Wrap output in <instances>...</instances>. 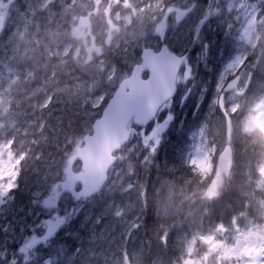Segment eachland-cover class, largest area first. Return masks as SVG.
<instances>
[{
	"label": "rangeland",
	"instance_id": "obj_1",
	"mask_svg": "<svg viewBox=\"0 0 264 264\" xmlns=\"http://www.w3.org/2000/svg\"><path fill=\"white\" fill-rule=\"evenodd\" d=\"M77 1L58 0L60 9L55 11L51 8L54 0H23L31 16L27 11L21 13V5L14 3L0 18V28L7 27L12 17L18 22L16 36L4 38L0 34V47L12 55L9 58L0 51L4 55L0 64L13 73L6 77L8 83L12 76L18 81L22 77L16 65L26 67V82L36 80L35 73L43 81L22 87L26 97L15 100L17 91L0 80V184L14 182L22 171L16 165L25 151L12 147L15 141L11 135L19 119L28 117L37 101L43 105L61 102L58 111L66 108L69 112L63 116L48 114L58 119L55 122L60 126L69 127L58 155L56 148L38 144L48 137L47 129L53 130L45 117L25 122L31 128L30 136L15 133V137H22V145L26 142L28 151L53 156L48 165L39 164L41 159L36 158L33 172L37 179L27 175L26 184L39 187L32 192L29 207L17 204L11 196L13 187L7 194L0 193V264H168L153 252L152 242L165 246L172 241V233L180 253L170 264H264V156L254 170L240 164L223 175L215 168L224 144L238 140L239 133L233 125L231 129L230 121L243 102V95L236 93L242 92L243 86L237 84L227 95V115L218 108V95L227 79V87L233 83L235 77L230 75L241 58L264 54V16L259 21L256 17L257 5L262 6L264 0L255 1L256 9L246 0H82L78 7ZM177 9H191L179 23L174 19ZM229 12L236 18L238 14L245 17L244 27L237 45L224 54L229 59H218L222 53L216 57L214 34L222 13ZM75 13L91 18L92 36L87 29H78L73 20L67 21V16ZM205 16L208 22H202ZM40 19L45 24L42 29L37 25ZM158 43H166L186 56L177 97L142 131L141 138L118 154L107 183L97 195L80 200L77 216L60 213V203L78 198L73 190L78 166L74 154L67 151L66 156L63 148L75 151L117 84L137 62L140 51ZM44 50L48 52L45 62ZM231 52L233 56L229 57ZM55 58L61 61L54 62ZM14 60L23 64H11ZM223 60L229 61L225 68H221ZM216 67V88L211 93L207 86ZM207 70H211L210 76ZM244 132L252 141L258 140L264 154V100L245 123ZM40 133L46 136L40 137ZM134 163L143 168L141 175L129 172ZM154 169L162 171V177L156 174L157 183L149 179ZM227 187L245 199H237L241 205L222 221H209V203L218 208ZM24 193L21 191L19 200L26 198ZM153 200L157 201L158 217L177 215L175 223L173 218L166 220V227L157 232L156 238L146 231L141 219L145 205ZM15 208L18 213L25 211V216L4 219L6 212L14 213ZM74 220L85 232H70L71 240L60 231L70 228ZM62 236L66 237L64 242ZM77 239L84 244L78 246Z\"/></svg>",
	"mask_w": 264,
	"mask_h": 264
},
{
	"label": "water",
	"instance_id": "obj_2",
	"mask_svg": "<svg viewBox=\"0 0 264 264\" xmlns=\"http://www.w3.org/2000/svg\"><path fill=\"white\" fill-rule=\"evenodd\" d=\"M185 15L178 11L179 21ZM143 63L134 67L131 76L124 79L92 124V133L84 137V143L77 149L76 156L82 162L84 188L82 196L97 192L107 179V172L115 162L113 153L121 148L131 133L128 123L145 126L156 116L161 105L176 91L175 79L183 58L170 53L165 46L156 54L145 50ZM149 70L150 76L143 80L141 74ZM231 153L227 148L219 157L218 168L228 171Z\"/></svg>",
	"mask_w": 264,
	"mask_h": 264
},
{
	"label": "bare ground",
	"instance_id": "obj_3",
	"mask_svg": "<svg viewBox=\"0 0 264 264\" xmlns=\"http://www.w3.org/2000/svg\"><path fill=\"white\" fill-rule=\"evenodd\" d=\"M30 16H31V13H30ZM34 17L35 16H33V18ZM79 17H80V14L75 13L74 15H68L66 19H67V21L73 20V22L76 23L77 19ZM57 18L59 19V15H57ZM17 23L18 22L14 21V19H13L12 22L7 26V35L16 36L15 26L17 25ZM37 25L40 27V29H42V27L45 26L44 20L40 19V22ZM31 26H32V24H31ZM30 31H32V28H30ZM34 34L35 33H33L32 35H34ZM0 51L3 54L6 53L9 56V58L12 56L9 51L5 52L4 50H2L1 47H0ZM3 54H0V60L4 59V55ZM44 54L46 55V58L44 59L43 62H45L47 60L48 52H46L44 50ZM60 61H61L60 59H56V58L54 60V62H57V63H59ZM11 64H23V63L20 62L19 60H14V61H12ZM15 68H16V71H19L21 73V75H22V77H20L19 81L17 80L16 77L12 76V78L9 79L10 83H8V78L6 79V77L9 76V75H13V73H11L9 71H6L5 68H4V70L2 68H0V80H2V81L4 80V82H5V84L7 86L11 85L9 87H11V89H13L14 91H17L16 93H14V96H15L14 98H15V100H17V99H22V98L26 97V94H25V92H24L22 87L32 86L35 82L43 83V81L40 80V78L38 77V74L35 73V75H37V79L34 80V81H31V82H28V81L26 82L25 81L26 67L24 65H16ZM28 68H30V67H28ZM6 72H7V74H6ZM48 80H53V78L52 79H48ZM48 80H46V81H48ZM208 86H209V84H208ZM21 91H23V92H21ZM245 98L249 99L250 98V94L246 93L245 94ZM61 105H62L61 102L60 103H51V104H48V105H43L42 102L40 103V101H37L36 104L29 109L28 117L21 118L17 122L16 128H14V132H12V134H11V135H13V141L12 142L15 141L14 144L12 143L13 144L12 147L15 148L16 150L23 149V151H25L22 154V156H21L22 158L21 159H22L23 164L26 166V169H25L26 172H33L34 171V168H35L34 159L40 158L41 161L39 162V164L48 165L50 163V159L52 158L53 154H38L37 152L28 151L26 149V146H27L26 142H25L24 145H22V143L24 142L22 137H18V136L15 137V133L23 134L25 132L26 133L25 135L30 136V134H28V133H29V131H31V128H29V126L25 122L27 120H37L40 117H45L46 121H47V124L51 125L53 130L47 129L48 130V134H47L48 137L44 141L41 140L38 143L42 147L47 148V149L56 148V147H60V148L63 147L64 143H65V139L67 138L66 131H67V128H69V127L60 126L58 122H55V121H59L58 119H54L52 116L48 115V114H59V115L63 116L65 114V111H66V113H69L66 110V108H62L63 109V113L61 114L62 109L60 108V112L58 111V108ZM23 115H25V114H23ZM41 133H43V132H41ZM41 133H40V135H41ZM43 136H46V135H41L40 137H43ZM5 137H7V135H5ZM142 170H143V168H141V167H138L136 165H131L130 169H129V172L130 173L134 172L138 176V175H141V173H142L141 171ZM156 174H158L159 178L162 177V175H161L162 171L160 169H154V171L152 172V177L148 176L149 179L152 180V182H154V183L158 182L157 179H155L156 178ZM36 188H37V186L35 187V186L29 185V184L28 185L27 184H23L21 186L20 190L24 191L26 193H30V192H33ZM97 194H95V195H97ZM95 195H93V196H95ZM31 202H32V198L29 197V196H26V198L24 200H18V203L20 205L22 204L25 207V209L27 207H29V205H31ZM79 202H80V200L78 198H68V200H65L63 202L64 210L67 212V214L69 216H72V217L77 216V213H78L77 212V208H78ZM156 204H157V201L153 200V201L149 202L147 205H145V209L143 210V215L141 217V219L145 222L144 226H145L146 231H148L150 233V236L152 238H156L157 237V232L163 226L166 227V220L170 221V218H173L172 220H173L174 223L177 220V215L171 216L168 219L158 217V215H157V213L155 211ZM28 209L30 210L31 208H28ZM12 211L14 213L6 212L8 214L4 217V219L10 220L11 218H13V219H17L18 220V219L22 218L23 216H25V211H23V213L22 212L18 213V208L12 209ZM147 218H149L150 221H147ZM0 221H1V223L3 222V217H0ZM63 232H64L65 235H67L68 239H71V237L69 236L70 232L84 233L85 231L83 230V228L80 227L79 221L78 220H74L73 224H72V226L70 228H64L63 231H60L61 234ZM173 238H174V234L172 233V241L171 240L169 241L167 247H162L159 244L157 245L156 241L152 242V243H154V244H152V248L156 249V250H153V252H155L156 254L160 255L161 256V261H163V262L169 263L171 261V259H173L175 257V255H176V253L178 252L176 241ZM62 239H63L62 241L64 242L66 240V237L62 236ZM76 243L78 244V246H82L84 244L83 240H81V239L80 240L77 239ZM2 247L5 250H10V247L7 246V245H3ZM164 258H166V259H164Z\"/></svg>",
	"mask_w": 264,
	"mask_h": 264
},
{
	"label": "trees",
	"instance_id": "obj_4",
	"mask_svg": "<svg viewBox=\"0 0 264 264\" xmlns=\"http://www.w3.org/2000/svg\"><path fill=\"white\" fill-rule=\"evenodd\" d=\"M63 149H66L64 154L67 156V150H68V148L67 147L66 148L64 147ZM58 150H60V147H56L55 153L57 155H58V153H60V151H58ZM70 153H72V152H70ZM34 161H37V160L34 159ZM18 167L22 170V172L20 174V177H18V178L15 179V181H16V189H15V192L17 194L16 195L17 196L16 199H19V193L21 191L20 190L21 189V186L23 184H26V183L29 182L27 175L32 174L35 177V173L34 172H26L25 171L26 166L23 164L22 160L19 161ZM221 199H222V204L218 208L217 207H214V208L210 207L209 208V219H213V220L214 219H222V215L220 214V212H223V210H225L223 212L224 213L223 214L224 216L231 215L237 209L236 208L237 203H238V200L237 199H244V198L239 194V192H237L235 189H233L232 187H230V188H226L225 189V191L222 193ZM16 202H17V204H19L18 203V200H16ZM168 243L169 242H167L165 246H163L161 243H159V245H161L162 247H167L168 246Z\"/></svg>",
	"mask_w": 264,
	"mask_h": 264
},
{
	"label": "flooded vegetation",
	"instance_id": "obj_5",
	"mask_svg": "<svg viewBox=\"0 0 264 264\" xmlns=\"http://www.w3.org/2000/svg\"><path fill=\"white\" fill-rule=\"evenodd\" d=\"M14 3H18V5H21V7H23V12L27 9V5H25L26 2H23V0H0V13L2 14L1 18H3L4 15L10 11ZM222 17L224 18V22L218 25L217 43L218 45H221V47H228L233 43L235 39L234 26L236 22L232 13H228L226 15H223ZM231 22L233 23L232 27Z\"/></svg>",
	"mask_w": 264,
	"mask_h": 264
},
{
	"label": "snow or ice",
	"instance_id": "obj_6",
	"mask_svg": "<svg viewBox=\"0 0 264 264\" xmlns=\"http://www.w3.org/2000/svg\"><path fill=\"white\" fill-rule=\"evenodd\" d=\"M14 186V182L10 181L8 184H0V193L7 194L8 191Z\"/></svg>",
	"mask_w": 264,
	"mask_h": 264
}]
</instances>
